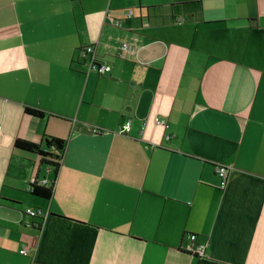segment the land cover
<instances>
[{
  "label": "crops",
  "instance_id": "0c3cea01",
  "mask_svg": "<svg viewBox=\"0 0 264 264\" xmlns=\"http://www.w3.org/2000/svg\"><path fill=\"white\" fill-rule=\"evenodd\" d=\"M182 1L0 0V264H264V0Z\"/></svg>",
  "mask_w": 264,
  "mask_h": 264
},
{
  "label": "trees",
  "instance_id": "16d2710c",
  "mask_svg": "<svg viewBox=\"0 0 264 264\" xmlns=\"http://www.w3.org/2000/svg\"><path fill=\"white\" fill-rule=\"evenodd\" d=\"M172 10L183 11H199V0H188L170 4ZM98 61H103L100 57ZM24 111L32 116L40 117L43 115L42 110L38 108L25 107ZM14 147L23 151L33 153L38 157V164L44 165L49 171H52V175L56 173V170L62 160L63 152L65 148V140L43 134L40 142H32L22 138H16L13 143ZM27 191L35 196L49 199L52 195L53 179L48 184H41L36 179L28 183ZM38 216V215H37Z\"/></svg>",
  "mask_w": 264,
  "mask_h": 264
},
{
  "label": "built area",
  "instance_id": "2783aa9c",
  "mask_svg": "<svg viewBox=\"0 0 264 264\" xmlns=\"http://www.w3.org/2000/svg\"><path fill=\"white\" fill-rule=\"evenodd\" d=\"M126 15L128 17L131 16V11H127ZM180 20H181V18H177V21H180ZM114 24L119 25V21H114ZM118 49H119L118 55H121L123 52L129 51L131 49V46L123 43V44L119 45ZM79 51H80L82 58H85L84 61H86V63L88 64V68L91 71H95L97 74L103 75L110 70V64L109 63L97 60L99 56L97 54H95L94 48L92 45L81 46L79 48ZM82 62H83V60H82ZM157 121H158V123L163 124L164 126H167L165 120L158 119ZM128 129H129V121L126 122L119 129V131L120 132H127ZM229 167L230 166L223 165V164H217L215 166L214 172H215V175L219 179L218 188H220V189H223L226 186ZM50 181L47 179H42L39 182H41V184L46 185V184L50 183ZM24 213L27 215H30L32 217H36L37 215L40 216L41 211L39 209L26 208L24 210ZM32 224L37 225V222L30 223V224L28 223L27 226H31ZM187 247H188V250L192 254H195L198 256L204 255V247H205L204 244L198 243L196 240V236L193 234H191L187 237ZM24 252H25V250L22 248L20 250V253H24Z\"/></svg>",
  "mask_w": 264,
  "mask_h": 264
},
{
  "label": "rangeland",
  "instance_id": "374dc122",
  "mask_svg": "<svg viewBox=\"0 0 264 264\" xmlns=\"http://www.w3.org/2000/svg\"><path fill=\"white\" fill-rule=\"evenodd\" d=\"M143 1H159V0H143ZM127 7H134L135 6V0H128Z\"/></svg>",
  "mask_w": 264,
  "mask_h": 264
}]
</instances>
